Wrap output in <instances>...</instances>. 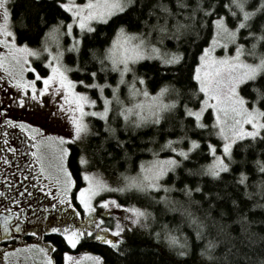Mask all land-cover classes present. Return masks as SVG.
Wrapping results in <instances>:
<instances>
[{
	"label": "snow or ice",
	"instance_id": "obj_1",
	"mask_svg": "<svg viewBox=\"0 0 264 264\" xmlns=\"http://www.w3.org/2000/svg\"><path fill=\"white\" fill-rule=\"evenodd\" d=\"M246 2L247 0H227L226 3L222 0H55L56 7L67 14V18H57L55 22L49 23L41 17L39 23H43L47 30L40 47L33 48L26 42L18 43L15 24H20L24 31L28 30V25L22 17L14 16L13 0H0V48L5 50L0 51V70L4 73L0 75V89L8 92L10 90L5 86L15 88L12 99L20 107L51 105L49 115H61L70 127L67 136L45 134L42 128L10 118L7 115L8 109L0 108V119L3 121L0 127L18 128L29 140L35 141L31 147L36 150L31 155L38 166L37 185L46 196L52 198L44 208V213L49 208L67 205L76 216L81 214L72 203L74 181L71 172L64 165L69 153L64 145L69 141L78 142L84 151L92 148L90 157H79L81 165L88 164L98 153L114 158L123 152L127 158L131 144L129 139H121L120 128L124 133H130L148 125L160 126L162 121L171 119L179 127L181 135L164 140L159 145V151L167 150L173 155L160 158L157 151L148 149L152 152L153 159L141 162L137 176L124 177L123 184L112 190L137 194L163 192L164 195H158L156 203H163L169 211H176L177 205H180L190 224L195 225L198 240L203 238L210 226H215V220L210 214L205 219H210L211 225L191 210V195L193 192H202L199 186L192 188L184 184L179 189L188 198V206L184 207V202L172 200L167 195L176 190L175 185L162 181L171 173H176L185 161L190 160L201 149L212 159L202 167L200 175L214 180L233 173V165L246 164L247 155L254 149L260 148L261 155H264V52L258 49V45H264V22L259 24L258 31L253 30V18L257 13H264V0H260L251 11L246 9ZM129 13L135 14L136 31H129L127 25L121 24L106 47H87L89 35L97 31L95 25H107L114 17ZM230 18L235 21L234 27L229 26ZM206 26L212 33L211 41L199 48L198 55L195 56L190 73L191 81L195 82L194 90L186 94L183 88L167 83L154 93L150 92L146 76L137 75L133 66L141 61H154L158 64L157 71L165 74L172 69L179 70L186 56V51L180 50L182 39L187 38L185 48L198 47L200 32ZM242 31L246 32L243 43L240 42ZM62 39H68L69 42L61 43ZM170 44L174 48H170ZM229 44L234 45V52L229 49ZM217 48L224 49L225 54L216 55ZM42 54H46L45 64L50 69L44 76L31 67L29 59L40 58ZM245 55L251 56L255 62L249 63L242 59ZM66 57L71 63H65ZM29 70L34 73L32 79L24 76V72ZM70 73L79 74L83 78L72 79ZM112 73L117 75L114 84L109 83L108 79ZM130 73L131 81L126 79ZM101 79L103 83L99 82ZM249 84L252 86L250 94L242 95L240 86L247 87ZM77 86L97 91L99 95L93 99L87 91H77ZM122 86H126L127 100L130 102L126 103L121 99ZM107 89H111V96L104 94ZM46 95L51 97L50 101L45 99ZM98 101H102L99 110ZM209 110L213 118L212 124L205 123V113ZM89 115L104 122L106 135L96 145L85 143L88 137L94 135L99 138L101 135L99 132L94 133L85 119ZM110 120H122L123 123L117 128L111 125ZM2 135L4 147L0 148V152L6 149L7 152L16 154L17 149L9 144L7 127ZM194 136L197 138H193ZM212 136L219 138L220 143H212ZM150 142L155 143V139L150 138ZM53 144L58 153L56 163L47 160V150ZM109 148L112 150L109 151ZM237 155L241 156L239 161L236 159ZM0 161L5 165L11 164L4 156H0ZM253 163V174L259 175V181L250 185L249 172L240 169L235 173V183L244 189V197L264 198V160L256 159ZM184 171L189 175L193 174V169ZM4 179L7 180V176ZM44 180H48L49 184L45 185ZM83 180L87 182V186L79 188L75 200L89 216L88 223L95 224L96 232L88 227H75L72 224L63 227L47 226L46 231L59 234L62 242L72 249L82 240L92 239L123 255L121 246L126 236L138 233L140 229H149L156 219L155 215L147 207L135 203H119L114 198L100 199V205L106 210L113 207L123 210V214L115 219L114 226L101 227L103 219H92V214L96 212L93 200L108 189L109 185L88 171L84 172ZM250 187H254L255 191H249ZM0 196H4V193L0 192ZM11 203L17 204L18 201L11 199ZM232 203L238 206L237 200L234 199ZM257 206L264 207L253 205ZM4 211L7 215L0 213V230L4 233L3 238L7 239L11 227L14 226L17 233L23 229L21 223L14 219L18 217V213L8 207ZM31 235L37 236L38 233L32 232ZM153 235L157 241L166 242L178 257L189 254L187 237L182 239L167 225H163ZM218 243L215 239L208 240L200 255L210 262L216 261L219 258L213 253ZM25 248L38 250L44 264H55L51 253L57 248L51 241L25 245ZM20 252V248H16L14 252L5 251L4 261L13 264L10 257ZM84 257L92 264H105L102 255L85 252L77 259L67 251L63 252V264H80ZM225 259L227 260V256Z\"/></svg>",
	"mask_w": 264,
	"mask_h": 264
},
{
	"label": "trees",
	"instance_id": "obj_2",
	"mask_svg": "<svg viewBox=\"0 0 264 264\" xmlns=\"http://www.w3.org/2000/svg\"><path fill=\"white\" fill-rule=\"evenodd\" d=\"M226 3L227 0H222ZM260 3V0H247L246 9L251 11ZM14 16L22 17L28 25V30L24 31L20 24H15L18 33V43L26 42L30 47H40L43 34L47 27L43 23H39L40 18L44 17L49 23L55 22L57 18L66 19L67 14L63 13L55 5V0H13ZM253 30H259V24L264 22V13H257L253 18ZM127 25L129 31H136L137 24L135 21V14L129 13L127 15H120L114 17L107 25H95L97 31L95 34L89 35L88 48L103 49L112 40L115 35L116 28L121 25ZM229 26L234 27L235 21L230 18ZM211 31L206 26L200 32V41L198 47L189 46L185 48L187 38L182 39L180 46L181 51H186L185 62L180 66L179 70L172 69L167 74L162 71H157L158 64L154 61H141L134 65V71L137 75L146 76L147 88L154 93L161 85L172 83L177 87L183 88L187 94L194 90L195 82L191 81L190 73L194 66L195 56L198 55L199 48H202L206 42L211 41ZM246 32L241 33L240 42L243 43V36ZM63 41L64 44L68 42ZM170 48L174 45L170 44ZM247 47V46H246ZM234 52V47H229ZM258 49L264 52V45H258ZM231 54V52L229 53ZM249 62H255L249 56H243ZM46 55L40 58L33 59V66L39 71L40 75L48 74L49 69L45 64ZM65 63H71V60L66 57ZM32 75V74H31ZM72 79L83 78L79 74H69ZM117 75L112 73L109 75V83H115ZM127 80L131 81L132 74H128ZM103 83L101 79L99 81ZM251 84L247 87L240 86L241 94L248 96L251 92ZM79 91H87L88 94L96 99L99 93L94 90L84 89L77 86ZM106 96H111V89H107L104 93ZM187 98V96L185 97ZM202 98V96L200 97ZM121 99L125 102L127 100V88L122 86ZM102 107V101H98L97 109ZM205 123L212 124L213 118L210 110L205 113ZM94 133L99 132V138L90 136L87 139V144L96 145L104 140L106 133L104 132V122L97 118L88 117ZM113 127L119 128L123 123L122 120H110ZM121 139H129L131 147L128 149V157L121 152L114 158H109L105 154H97L95 158L90 159L86 164L89 169H101L109 177H123L133 176L139 171V164L141 162L151 161L153 155L148 149L157 151L160 158L173 155L170 151H159V145L166 139H175L176 136L181 135L179 127L171 119L162 121L160 126L148 125L144 128L138 129L134 132L124 133L120 128ZM207 135V133H201ZM134 137V139H130ZM150 138L155 139V143L150 142ZM197 138V137H193ZM212 143L219 144V138L212 136ZM75 144V143H74ZM109 151L112 149L109 148ZM92 148L89 147L84 155L91 156ZM254 153V154H253ZM83 154L82 150L76 146H70L67 167L72 174L75 189L79 190L84 184L83 170L85 165L79 163V157ZM212 157L205 154L203 149L188 161H185L181 168L177 169L176 173H171L166 177L164 183L169 185L174 184L175 189L167 195L170 199L184 202L183 206L187 207L188 198L179 191L184 184L195 188L199 186L202 192H193L191 195V210L193 214L198 215L206 223L210 224V219H205L207 214L215 220V226H210L204 232L202 239H197L195 235V225L190 224L188 217L181 210V206L177 205L176 211H169L163 203H156L158 195H164L163 192L159 194L153 192L150 194H137L135 192L120 193L114 192L112 195L119 203H135L138 206L147 207L153 212L156 219L152 222L149 229H140L138 233L129 234L126 236L121 252L119 255L105 246L100 241L92 239H84L77 245L75 249L68 247L62 242V237L59 234H50L46 236V241H51L56 245L57 250L51 253L57 264L63 262V252H88L93 255H102L105 258V264H261L264 261V207H253V205H264V198L255 196L248 199L243 196L244 189L235 183L236 171L243 169L250 174L249 184L258 182L260 177L254 172V161L256 159L264 160V155H261L260 148H256L253 152L247 155L246 164L233 165V173L224 175L220 180H214L211 177L201 176L200 171L203 166L210 163ZM237 161L241 159L240 155L236 156ZM185 169H193V174L189 175ZM249 191H255L254 187H250ZM209 194L205 196L204 194ZM155 198V199H154ZM238 201V206H234L232 201ZM243 218V219H242ZM110 221H106L109 226H114L115 219L109 216ZM86 225H89L87 223ZM163 225H167L170 229L175 231V234L181 236L183 239L187 237L189 243V254L186 257H178L173 249H170L166 242L157 241L153 233L159 231ZM215 239L219 241L214 256L218 257L214 262H210L206 257L201 256V249L206 246L208 240ZM74 255V253H72ZM227 256V260L225 257Z\"/></svg>",
	"mask_w": 264,
	"mask_h": 264
},
{
	"label": "flooded vegetation",
	"instance_id": "obj_3",
	"mask_svg": "<svg viewBox=\"0 0 264 264\" xmlns=\"http://www.w3.org/2000/svg\"><path fill=\"white\" fill-rule=\"evenodd\" d=\"M2 123L3 121L0 119V125ZM5 127H7L9 134L14 132L12 127H0V148L4 147L2 133ZM16 137L19 141L12 142L16 145L14 147L17 149V155H11L6 149L0 152V156L7 157L11 161L10 165H5L0 161V192L4 193V196H0V213L7 215L4 211L5 207L11 208L14 212L18 213V217H14V219H17L21 223L23 230L17 233L14 226L11 227L7 239L3 238L4 233L0 230V259H3L5 251L14 252L16 248H20L22 251L25 245L34 244L32 242L34 238H41L43 243H45L46 236L51 234L46 231V224L48 226H51V224L57 226L61 225L60 222H70L75 227L87 226V222L81 219L83 216L79 217L78 224L76 221L77 216L64 207L58 211L49 208L47 213H44V208L48 205L46 196L40 190V186L37 185L38 174H33L29 169L27 161L29 156L26 149L31 148L32 141L19 133H16ZM10 146L13 145L10 144ZM5 176H7V180L4 179ZM43 183L45 184L44 181ZM33 185H36V187H33ZM25 189H27V192H25ZM11 199H16L18 203L12 204ZM72 203L77 208V203L73 200ZM38 208L39 211L37 213ZM32 232H37L38 235L33 236L31 235ZM21 241L23 244L20 243ZM17 256L18 254L10 257L13 264H22ZM3 264L5 263L3 262Z\"/></svg>",
	"mask_w": 264,
	"mask_h": 264
},
{
	"label": "rangeland",
	"instance_id": "obj_4",
	"mask_svg": "<svg viewBox=\"0 0 264 264\" xmlns=\"http://www.w3.org/2000/svg\"><path fill=\"white\" fill-rule=\"evenodd\" d=\"M77 33H78V30H77ZM63 41H67V40L62 39L61 43H63ZM68 42H66V44ZM231 45L232 44H229V47H231ZM233 47H234V45H233ZM53 50H55L54 46H53ZM0 51H5V50L0 48ZM215 54L218 56H222L225 54V50L222 48H217ZM43 55H46V54H42V56ZM29 59L31 61V67H34L32 64V61H33V59H37V58L36 57H30ZM242 59H244V57H242ZM49 71H50V69H49ZM49 71H48V73H49ZM37 72H39V71L37 70ZM0 75H4L2 70H0ZM24 76L27 79H32V78H34V73L31 72L30 70L25 71ZM5 87H7L10 91L6 92L4 89H0V101H2V104H0V108H7L8 109L7 115L10 118H13L16 120H23L27 123H31L33 126L40 127L43 129L45 134L64 135V136L68 135V132L70 131V127H69L67 121L59 114L49 115V107H51V105H49L48 107H45V106L20 107L18 102L14 103L13 99H12V94H14L16 92V89L11 88V86H5ZM77 91H79L78 88H77ZM45 99L50 101L51 97L46 95ZM97 110H99V109H97ZM53 111H54V109H53ZM89 111H91V109H89ZM89 116H87L85 118L87 121H88ZM9 128H11V127L9 126ZM12 130L14 132L9 134L8 139H9L10 144L13 145L12 147H14V146H16V145H14V143L16 141H19L18 138L16 137V133H19L22 136H25V135L22 134L18 128H12ZM32 143H35V141H32ZM85 143L87 144V140L85 141ZM70 146L71 147L76 146L77 148L81 149L79 143L76 141H69L67 144L64 145V147H67L69 150H70ZM35 150L36 149H33L32 147L26 149V151L28 152V156H29V158L27 159V161L29 163V169L33 172L34 175H37L38 174V166L35 165V158L32 157V155H31V152L35 151ZM47 152H48L47 160H51L53 163H56L57 162L56 158L58 156V153L56 151L55 144H53V146L51 148H49L47 150ZM82 152H83L82 155H84L86 151L82 150ZM10 154L11 155H17V153L16 154L10 153ZM67 158H68V155L64 160V165L66 167H67ZM85 171H88L89 173H93V174L97 175L99 178L105 180L107 182V184L109 185L108 189L99 193V195L94 198L93 204H94V207L96 208V212L92 214V219H94V220L103 219L104 220V224L101 225V227H109V225L106 223L107 220L110 221L109 216L116 219L117 217H119L123 214V210L122 209H116L115 207H113L112 209L106 210L100 205L99 201H100V199L114 198V196L112 194L116 191H113L112 189H115L116 187L122 185L123 181H124V177H126V176L119 177V178L118 177H109L101 169H99V168L89 169V168H87L86 164H85L82 175L84 174ZM135 176H137V174L133 175V176H127V177H135ZM72 179H73V177H72ZM44 182H45V185L49 184L48 180H44ZM86 186H87V182L84 181V184L81 187H86ZM78 191L79 190L78 189L76 190L74 185H73V188L71 190V195L73 197L72 200L77 203L76 210L81 213L80 216H77L76 221L79 224L78 219H79V217L83 216V217H81V219L88 223L89 216L83 212V209L79 205V202L77 200H75V195L78 193ZM44 195L46 196L45 192H44ZM51 200H52V198L50 196H46L47 203ZM37 205H39V204H37ZM62 207L67 208L70 211H72V213H74L73 209L69 208L67 205H58V207L54 210L58 211ZM38 211H39V208L37 209V213H38ZM60 224L61 225H57V226L63 227L64 225L71 224V223L70 222H60ZM47 226H48V224H46L45 229ZM51 226H53V225L51 224ZM83 227H85V226H83ZM86 227L90 228L94 233L96 232V227H95L94 223L89 224ZM109 235H110V233H109ZM32 242H34V244L35 243L44 244L43 241L41 240V238H34V240ZM20 243L23 244L22 241ZM72 253H74V255ZM83 253H85V252H80V251L79 252H70V254L72 256L76 257L77 259H80V257L82 256ZM17 258H19V260L21 261L22 264H44L42 256L38 253V250H35V249L27 250L26 248H23V250L18 254ZM10 260H12V259H10ZM3 262L5 264H7V262L4 261V258L0 259V263L3 264ZM55 264H57L56 261H55ZM61 264H63V262ZM80 264H92V262L87 257H84L82 260H80Z\"/></svg>",
	"mask_w": 264,
	"mask_h": 264
}]
</instances>
